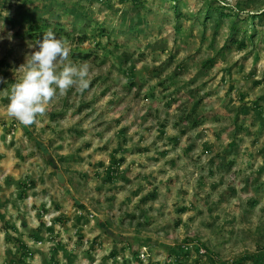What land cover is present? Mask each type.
<instances>
[{"label": "rangeland", "instance_id": "1", "mask_svg": "<svg viewBox=\"0 0 264 264\" xmlns=\"http://www.w3.org/2000/svg\"><path fill=\"white\" fill-rule=\"evenodd\" d=\"M177 5L0 0V264H264V0ZM230 9L258 16L244 49ZM35 18L91 82L26 127Z\"/></svg>", "mask_w": 264, "mask_h": 264}, {"label": "clouds", "instance_id": "2", "mask_svg": "<svg viewBox=\"0 0 264 264\" xmlns=\"http://www.w3.org/2000/svg\"><path fill=\"white\" fill-rule=\"evenodd\" d=\"M8 39L11 40V34ZM25 62L16 69L22 75L18 82L5 90L8 98L7 115L23 126H31L46 114L47 107L56 98L64 96L70 88L83 93L90 87V65L70 60L68 42L58 38L49 28L33 44ZM0 77V83H3Z\"/></svg>", "mask_w": 264, "mask_h": 264}, {"label": "trees", "instance_id": "3", "mask_svg": "<svg viewBox=\"0 0 264 264\" xmlns=\"http://www.w3.org/2000/svg\"><path fill=\"white\" fill-rule=\"evenodd\" d=\"M171 2H173L174 7L178 6L177 5V1L179 0H170ZM40 7L39 5L34 6V8H38ZM224 6H221L220 9H224ZM226 15H228L229 17H231V19H233L232 21V26L231 29L232 31H236L238 29V21L243 20L244 22L248 21L250 19V17L252 19H254V24L252 25L253 29L250 28H246L245 31V38L244 39H235V43L237 44V46H239L241 49H244L245 47H247V41L248 39H252L255 35V30H256V22L255 19L258 16L255 15H251L248 14V17H245L244 13L242 11H239L238 13L232 9H230L229 12L226 13ZM257 15L260 16H264V11L262 13H259ZM53 21H50L48 19L45 18H35L33 20H31L30 25L28 27L27 30V35H30V37H32L33 39H39L42 38V35L44 32H46L49 28H51L55 33L64 35V36H68L69 33H71V30H66L65 26H56V24L60 25V22L56 21V23L53 25ZM55 26V27H54ZM99 33L101 35H103L105 33V27H99ZM84 57H88V55L86 53H83ZM209 62H206V64H204L205 66H208L210 63H212L214 61V59H210L208 60Z\"/></svg>", "mask_w": 264, "mask_h": 264}, {"label": "built area", "instance_id": "4", "mask_svg": "<svg viewBox=\"0 0 264 264\" xmlns=\"http://www.w3.org/2000/svg\"><path fill=\"white\" fill-rule=\"evenodd\" d=\"M201 252H204V251L201 250Z\"/></svg>", "mask_w": 264, "mask_h": 264}]
</instances>
